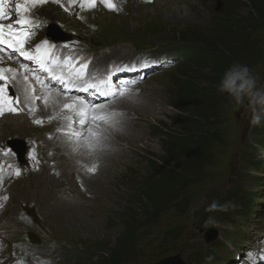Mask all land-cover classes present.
<instances>
[{
    "label": "rangeland",
    "instance_id": "1",
    "mask_svg": "<svg viewBox=\"0 0 264 264\" xmlns=\"http://www.w3.org/2000/svg\"><path fill=\"white\" fill-rule=\"evenodd\" d=\"M53 3L57 2L51 1L34 9V14L41 22L48 21L51 24L57 20L68 22V28L84 26L81 18L72 19ZM216 9L215 0H156L148 8H138L131 4L129 14L124 17L98 13L88 15L86 20L99 27L101 33L94 39L100 44L124 41L149 50L157 46L174 47L186 41H195L194 34L213 35L211 30L215 28L213 17ZM255 11L249 3L236 9L240 17H253L255 21L256 29L249 30V35L261 54L248 68L256 79V90L264 91V15ZM182 68L181 64L168 68L139 85L141 97L147 103L137 104L139 107L146 106L143 113L138 111L142 115H137L139 120H136V124L140 132L137 135L131 134L138 141L133 143L134 146L128 145L130 149L123 154H116L123 156L120 160L107 163L111 169L124 161L129 164L127 168L120 166V177H115L114 181L108 182L106 177L111 173H105L97 179L100 181L105 177L106 183L94 182L95 186L88 183L87 180L95 177L100 170V161L97 166L94 165L96 171L93 174H87L85 169H71L67 161L55 164L58 173L53 172L51 175L50 169L36 170L43 168L36 165L35 170L24 174L21 172L17 178L14 175L18 169L15 159L6 154L0 156V167L5 164L9 168L5 170L8 172L5 183L11 195L9 205L0 215V222L19 216L23 208L28 209L31 222L29 219H20L17 227L26 229V233H33L41 227L42 232H39L44 236L43 241L32 244L42 249L52 244L49 247L60 259L58 264H158L171 259H178L181 263L187 260L194 249L205 241L208 232L220 228L228 212L224 211L214 219L199 223L201 212L208 203L220 195L224 199L237 186L257 193L262 189L254 184L256 178L246 170L257 161L264 162V156L256 146L259 139L264 145V104L251 103L247 96L237 103L227 93L217 92L218 119L214 120L217 122L212 155L206 160L201 173L189 180L186 190L172 204L185 202L187 205L181 204L179 209L175 206H161L159 209L150 207L148 210L149 204H142L141 200L147 193V187H152L154 158L162 159L165 155L167 137L163 133H179L175 122L179 111L173 104L179 101L176 99L180 95L179 86L186 79L180 71ZM195 69L192 64L187 68L190 71ZM202 74L205 77L211 75L208 70ZM207 81L203 80L200 84L207 86L210 84ZM151 103L159 105L158 114L150 113L153 111ZM12 117H17L15 119L21 122L20 125H14L13 130L4 128L8 119L14 120ZM255 117H259V124L252 123ZM46 132L47 129L33 127L22 115L5 116L0 120V148H5L9 140L8 143H13L15 138L22 139L25 144L30 138H44ZM48 162L50 166L54 163L51 160ZM167 166L171 171L177 170L174 161H169ZM94 194L99 198L96 199ZM117 194H121L119 200L115 198ZM233 203L234 200L230 203L224 201V206L230 207ZM81 205L84 207L79 208ZM179 210L186 212L181 214ZM180 226H185V233L189 236H185L180 244L177 242L172 248L164 246V234ZM131 228H137L135 239L133 243H126ZM4 234L9 240L13 238L8 233ZM124 242L126 244L123 249L127 257L121 256L117 260V250Z\"/></svg>",
    "mask_w": 264,
    "mask_h": 264
},
{
    "label": "trees",
    "instance_id": "2",
    "mask_svg": "<svg viewBox=\"0 0 264 264\" xmlns=\"http://www.w3.org/2000/svg\"><path fill=\"white\" fill-rule=\"evenodd\" d=\"M217 9L213 17L215 28L210 33L202 35L194 34L195 41H186L190 45L188 57L180 70L186 79L181 81L180 95L176 98L177 103L173 107L179 111L175 122L179 133H163L167 137L164 145L165 155L162 159L154 158L152 168V187H147V193L142 198V204L149 208H161L175 206L179 209L182 203L172 205L179 194L184 192L189 180L197 177L206 160L210 159L215 144V126L218 119L217 85L224 72L231 65H253L260 56V51L251 41L249 30H255L256 25L253 17H240L236 13L239 6L251 4L254 12L264 15V0H215ZM214 38L216 41H213ZM189 64L196 66L195 70H187ZM208 70L210 76H203V71ZM208 80L209 85L200 84ZM182 133V134H180ZM177 164L175 171L168 168V162ZM167 167V168H166ZM233 194V193H232ZM222 200L214 199L201 212L200 223L211 218L216 210H219ZM248 196L244 197V205L248 206ZM185 206L187 203H183ZM182 204V205H183ZM213 204L217 208L210 210ZM181 214L186 210H179ZM134 227V226H133ZM137 228H131L125 242L135 239ZM184 228H176L168 232L166 240H174L180 237ZM117 250V257H127L125 244ZM116 256V255H115ZM114 256V257H115Z\"/></svg>",
    "mask_w": 264,
    "mask_h": 264
},
{
    "label": "snow or ice",
    "instance_id": "3",
    "mask_svg": "<svg viewBox=\"0 0 264 264\" xmlns=\"http://www.w3.org/2000/svg\"><path fill=\"white\" fill-rule=\"evenodd\" d=\"M53 2H58V0H53ZM71 2L75 3L76 0H71ZM146 2L150 3L151 0H146ZM45 3H48V0H0V53H4L5 48H7L9 50V59L12 58V53H17L24 60L35 63L40 71L48 75L50 80L63 86L65 96L73 89L86 93L93 91L111 100L124 96L136 81L126 82L121 87L112 90V75L114 71H110L106 79L92 82L91 79H86L87 63L80 65L77 71L76 68L66 65L64 60L58 62L55 57L40 54V47H37L34 51L26 50V43L30 40L33 30L38 26L33 14L34 9ZM79 3L81 8H94L97 6V0H79ZM100 3L109 10L119 11L115 0H100ZM61 6L63 7V5ZM2 59L3 57L0 56V61ZM72 63L75 64L76 61ZM148 66L149 61L147 59L139 61V67L144 68ZM65 67H69L70 70L65 71ZM20 68L29 71L26 64H20ZM116 70L136 71L137 64L119 65ZM23 79L27 81L28 77L24 76ZM34 79L41 85L42 90L46 94L55 91L59 95L60 90L49 87L39 76H35ZM15 80H17V74L14 69H5L0 66V82H3V84H0V117L5 114L18 115L23 110L18 107L21 103V98L15 94L16 89L9 87V81ZM75 81H82V83H76ZM23 91L25 93L24 99L29 105L35 99H43V102L47 105L48 100L46 96L43 98L32 96L29 94V88H23ZM31 91H35V89H31ZM63 107L74 110L76 116L79 117L75 121H73L72 117H67L69 123L67 129L62 134L69 142L84 146L90 152L108 150V146L104 143L107 140V136L103 129L105 127L118 129L123 123V112L116 110L103 111L107 105L88 104L83 99H74L72 104L65 103ZM29 111L32 112L34 109L29 107ZM34 122L37 124L42 123L40 120ZM73 123H78L79 129L73 128ZM89 171L95 173V166L90 168ZM14 175L18 178L21 175V171L16 169ZM2 179V174H0V182H2ZM258 260L261 264H264V249L258 253H249L250 264H257ZM37 264H50V261L37 260Z\"/></svg>",
    "mask_w": 264,
    "mask_h": 264
},
{
    "label": "clouds",
    "instance_id": "4",
    "mask_svg": "<svg viewBox=\"0 0 264 264\" xmlns=\"http://www.w3.org/2000/svg\"><path fill=\"white\" fill-rule=\"evenodd\" d=\"M217 90L220 93H227L240 103L245 96L250 98L251 103L264 104V91L256 90V79L252 76L247 65L233 64L225 70ZM259 117H255L252 123L259 124ZM217 208L216 204L210 210ZM219 210L227 211V206H219ZM210 222H214L211 221Z\"/></svg>",
    "mask_w": 264,
    "mask_h": 264
},
{
    "label": "bare ground",
    "instance_id": "5",
    "mask_svg": "<svg viewBox=\"0 0 264 264\" xmlns=\"http://www.w3.org/2000/svg\"><path fill=\"white\" fill-rule=\"evenodd\" d=\"M175 1V0H174ZM177 8H179V7H177ZM57 99V96H55V95H51V97L50 98H48L47 100H48V103H47V105L44 103V104H40V112H42L43 114H47V113H49V114H51V112H52V110H53V106L55 107V104L56 103H53V102H55V100ZM157 102V101H156ZM152 103H154V102H152ZM151 103V109L153 110V111H150V113L151 112H157V113H155V114H158L159 113V111H160V109H159V105H157L156 103L153 105ZM128 106H130L131 108V112H134L135 113V115L137 116V115H142V114H139V112L140 113H143L144 112V110L146 109V106H141V107H139L137 104L136 105H133V104H129L128 103ZM137 107V108H136ZM139 111V112H138ZM12 118H14V120H10V119H8V122L6 123V124H4V128H6V129H9V130H13V127H14V125H16V124H19L20 125V121L18 120V119H15V118H17V117H12ZM119 140L121 141V142H125L127 145H129V146H131V144H133V143H136V141H138V138H136V137H131V135H125V136H122V137H119ZM143 142V141H142ZM133 146H134V144H133ZM146 146H148V144H146ZM139 149V148H138ZM121 154V153H120ZM123 154V153H122ZM121 157H123V156H117L116 154H114V153H108V154H104V155H102V156H100V157H97V160L98 161H100L101 162V168H100V170L98 171V173H97V175L95 176V177H93V178H89V180H87L88 181V183H90L91 185H94V182H98V183H102L103 181H105L104 183H106V180L104 179L105 177H103V179L102 180H100L99 181V179H97V177H99V176H103V174H109V173H111V175H108L106 178H107V181L109 182V181H111V180H113V179H115V177H120V174H119V168H120V166L122 165V166H124V167H129V164H128V162H122L121 163V165H119V166H115L114 167V169H111L110 167H109V165L107 164V163H112L113 161L115 162L117 159H119L120 160V158ZM123 160L125 159V158H122ZM129 159V158H128ZM50 162V161H49ZM48 162V163H49ZM67 162V161H66ZM57 163V162H56ZM116 165V164H115ZM125 168V169H126ZM134 168V167H133ZM48 169V168H47ZM108 170V171H107ZM114 171V172H113ZM74 172V171H73ZM53 173V172H52ZM68 174V173H67ZM70 176V175H69ZM101 178V177H100ZM84 179V178H83ZM114 181V180H113ZM87 183V184H88ZM103 183V184H104ZM85 184H86V181H85ZM99 185V184H98ZM102 185V184H101ZM95 186V185H94ZM87 187H88V185H87ZM96 188V187H95ZM110 188V187H109ZM112 193V192H111ZM106 194V193H105ZM105 194L103 195V196H105ZM95 195V194H94ZM96 196V195H95ZM107 196H108V194H107ZM121 196V194H117V196L115 195V198H117L118 200H119V197ZM82 197V196H81ZM96 199H98L99 198V196H96L95 197ZM84 206L83 205H81V207H79V208H83Z\"/></svg>",
    "mask_w": 264,
    "mask_h": 264
},
{
    "label": "water",
    "instance_id": "6",
    "mask_svg": "<svg viewBox=\"0 0 264 264\" xmlns=\"http://www.w3.org/2000/svg\"><path fill=\"white\" fill-rule=\"evenodd\" d=\"M214 235H215V234H213L212 236H209V237H208V240H209V241L212 240V239L214 238ZM160 264H181V263L178 262V261H167V262H163V263H160Z\"/></svg>",
    "mask_w": 264,
    "mask_h": 264
}]
</instances>
